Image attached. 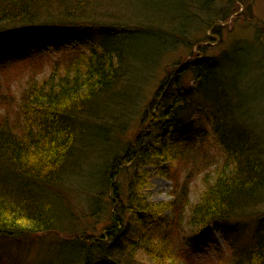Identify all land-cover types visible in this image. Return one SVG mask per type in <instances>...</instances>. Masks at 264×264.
Returning <instances> with one entry per match:
<instances>
[{"label":"trees","instance_id":"1","mask_svg":"<svg viewBox=\"0 0 264 264\" xmlns=\"http://www.w3.org/2000/svg\"><path fill=\"white\" fill-rule=\"evenodd\" d=\"M118 1L138 6V0H0V52L4 44L9 54L26 49H15L11 38H36L28 46L40 50L56 46L58 35L73 36V42L82 40L85 46L54 59L45 77L30 76L16 101L0 92V239L40 238L61 228L65 236L58 241L57 262L56 249L52 252L56 264H186L191 260L183 250L186 238L198 241L212 225L247 219L253 222L252 237L246 246L233 248V264H264V215L256 214L263 206L257 205L264 204L260 43L237 45L219 57L205 55L200 47L192 58L177 63L193 75L194 84L185 90L177 65H165L161 82L168 84L175 74L177 92L163 111L150 100L136 131L121 144L124 151L99 164L91 190L98 186L101 195L88 215L91 230L65 219L74 207L66 175L80 168L75 167L82 151L108 140L106 148L110 134L121 141L116 124L138 109L143 76L165 56L166 39L185 29L178 19H160L167 17L170 1L176 11L169 14L182 17L176 0L161 3L158 13H120L113 10ZM184 15L190 16V9ZM151 27H164L165 33ZM213 33L221 35L218 27ZM193 106L209 131L193 130L184 120V111ZM152 132L157 133L156 148L144 145ZM116 147L110 143L111 150ZM166 162L178 169H160L172 182V199L152 203L141 192L139 171ZM199 172L204 188L192 204L189 184ZM166 210L172 217L161 235L124 239L126 219L145 230ZM98 228L99 235L90 233Z\"/></svg>","mask_w":264,"mask_h":264},{"label":"rangeland","instance_id":"2","mask_svg":"<svg viewBox=\"0 0 264 264\" xmlns=\"http://www.w3.org/2000/svg\"><path fill=\"white\" fill-rule=\"evenodd\" d=\"M169 1L138 0L137 7L133 4L129 6L128 3L118 1L114 4L113 10L116 8L122 13L123 11L136 12L141 9L143 12L158 13L157 9L161 7L160 4H165ZM176 1L180 3L179 10H182V17L170 15L176 11L175 5L170 1L165 4V8L168 11L165 13L167 17L160 19L162 21L178 19L183 26L185 25V29L183 28L184 31L181 33L180 31H176L171 34L173 37L166 39V47H169V49L163 54L165 56H161L155 67L143 76L141 91L136 94L139 100L138 109L136 111L133 110L131 113H126L124 115L125 118L123 117L116 124V127L122 130L123 133L121 141L117 142L114 134L109 135V138H113L110 143L114 141L117 146L116 149L111 150L110 143L105 148L107 140V142H103L99 147L93 146V150L88 153L82 151L75 167L80 168L66 175L67 185L71 186L70 195L74 207L71 208L73 214L68 215L65 219L72 221L81 229L86 228L91 230V221H89L88 215L94 212L96 205L100 203L97 201V199H100L99 195H101V191L97 188L98 186L94 190H91V183L93 184L98 176L96 172L99 169V164H104L105 161H108L114 155L113 152L118 151L117 153H120L122 150L124 151L123 148L119 150L121 144L124 146L123 142L129 141L134 131H136L141 111H143L144 106L150 100H153L154 104H158V111H163L171 105L172 98L177 92V87L175 86L176 75H171L172 80L168 84L161 82L166 77L164 76L165 65H177L176 70H180L181 86L185 90L187 86L194 84L192 80L193 75L191 71L184 69V66H179L177 63H182L192 58L200 47L206 49L205 53L207 54L205 55L219 57L221 53L228 50L231 53L237 45H257L258 43L264 45V0ZM185 9H190V16L184 15ZM215 27L219 28L221 35L213 33ZM151 29L158 31L160 35L165 33L164 27H151ZM56 39L57 47L51 46L48 49L42 50L37 47L30 48L28 46L30 42L35 43L36 38L28 40L27 38L9 39L15 49L19 50L21 47H26V49L9 54L10 47L4 44L6 49L0 52V92L10 94L11 101H16L24 87L25 81L30 76L43 78L45 75L44 71L46 70L47 72L49 67L48 64L54 59L60 57L63 53H72L85 49L82 40L73 42V36L58 35ZM59 41L61 43L57 45ZM261 68L264 71V65ZM139 80L140 78L136 83ZM157 89L158 92L156 94ZM196 99L192 98L191 103H195ZM195 108V106L188 107L184 111V115H182L184 120L190 123L193 130L203 127L209 131V126L204 123L201 113H195ZM0 112H3L1 106ZM261 121L263 122V127L261 126V128L264 133V116H261ZM144 145L156 148L157 133L152 132L149 136L145 137ZM174 166V164L166 162L160 167L149 164L140 169L139 175L144 179L141 192L148 201L160 203L172 199V194L170 193L172 182L162 175L160 169H168L172 173V171L178 170ZM101 169H103V165ZM121 171L123 173L126 170L121 168ZM179 173H184L183 177H185L183 170H180ZM199 174L200 172L197 174L198 177H191L192 179L189 184V199L192 204L198 200L204 188ZM183 177H181V180H183ZM120 179L121 176L119 177V181ZM103 197L106 198L105 194H103ZM187 210V207H185L184 222ZM100 213L101 216L105 215V206L102 207ZM262 213L264 215V207L257 210L256 214ZM74 215H76V220L73 218ZM171 217V211L166 210L154 218L145 230H142L132 220L126 219L124 223L126 230L124 239L126 241H137L142 236L158 237L169 228L168 224ZM253 228V222L250 220L229 219L210 226L205 235L198 241L186 238L183 250L192 260H189L186 264H233V248L246 246L252 237ZM99 231L100 229L98 228L96 233L91 231L90 233L99 235ZM40 236V238L25 240L0 239V264H56L52 252L56 249L57 262V255L61 249V244L58 241L65 234L61 231V228H58L56 229V233H47ZM139 258H142V256L140 255Z\"/></svg>","mask_w":264,"mask_h":264},{"label":"bare ground","instance_id":"3","mask_svg":"<svg viewBox=\"0 0 264 264\" xmlns=\"http://www.w3.org/2000/svg\"><path fill=\"white\" fill-rule=\"evenodd\" d=\"M260 206L264 207V204L261 202L259 205H257V207H260Z\"/></svg>","mask_w":264,"mask_h":264}]
</instances>
